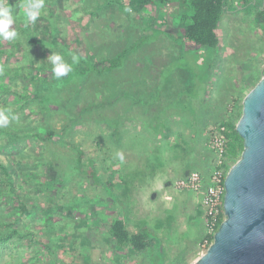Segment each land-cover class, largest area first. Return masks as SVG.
Listing matches in <instances>:
<instances>
[{
	"label": "rangeland",
	"instance_id": "374dc122",
	"mask_svg": "<svg viewBox=\"0 0 264 264\" xmlns=\"http://www.w3.org/2000/svg\"><path fill=\"white\" fill-rule=\"evenodd\" d=\"M22 2L9 0L17 7L19 20L12 27L18 37L11 41L0 38V111L8 116L7 126L0 125V137L8 139L7 132L29 135L30 144L28 149L14 144L1 153L17 170L18 188L29 200L31 210L33 205L37 208L23 221L18 218V210L5 205L6 196L0 195V215L11 222V230L22 228L24 234L0 248V264H152L147 255L134 254L108 240L107 225L121 216H126L131 233L148 227L161 240V249L168 255L165 264H194L208 248L201 242L208 233L203 194L178 190L175 183L179 179L174 183L159 179L155 180L157 189L145 183L134 190L124 180L134 174V162L154 165L160 158L171 163L169 156H160L153 147L149 150L151 138L144 131L148 124L137 118L141 109L133 105L158 92L164 106L170 96L181 94L178 102L184 107L204 91L203 97L194 101V115L206 124L197 143L215 156L212 177L221 158L212 142L220 123L230 118L238 122L244 97L264 76V24L257 8L246 6L245 0H227L216 52L187 47L162 33L129 54L120 69L74 78L65 85L67 90L59 88L55 98L50 96L45 103L35 93L38 83L29 80L33 63L43 67L44 77L52 81L56 77L47 59L53 52L69 64L75 54L96 62L101 70L102 57H115L141 37L153 35L144 22L160 27L177 14L166 8L155 18L151 10L139 12L113 0H44L41 15L26 24ZM25 27L23 37L20 32ZM33 38L43 40L44 45L32 48ZM18 39L24 48L18 46ZM3 50L15 55L8 58L1 54ZM17 74L24 80L17 81ZM125 94L131 97L108 107ZM131 107L135 114L128 113ZM175 107L165 108L161 125L182 115V109ZM119 117L122 124L115 130L114 122ZM132 118H137L136 124ZM67 124L66 140L84 152V162L94 163L100 181L106 183L116 175L112 178L116 180L115 196L71 170L78 157L74 147L33 137L46 133L47 128L60 131ZM174 166L173 161L169 168ZM211 177L205 178L203 190ZM148 180L152 184L153 177L148 176ZM61 206L68 207L72 217L66 216L68 210L54 216Z\"/></svg>",
	"mask_w": 264,
	"mask_h": 264
},
{
	"label": "trees",
	"instance_id": "16d2710c",
	"mask_svg": "<svg viewBox=\"0 0 264 264\" xmlns=\"http://www.w3.org/2000/svg\"><path fill=\"white\" fill-rule=\"evenodd\" d=\"M113 2L118 3L124 7L133 8L136 11L144 12L146 10H151V13L155 18H158L162 12V9L168 8L169 11H172L177 14V17H174L168 23H164L160 27H153L148 22H144L147 25V28L153 31V35H147L141 37L134 44H132L129 48L125 49L121 54L115 57H102L100 60L101 70L97 67V65L91 60H86L83 58L79 59V63L73 65V70L62 79H54V81L50 80L48 77H44L43 67L32 64L31 67V83H38L35 85V93L38 95L41 101L47 102L50 100V96L55 98V93L59 92V88L64 87L63 89L67 90L68 86L65 85L70 84L69 82L77 77L83 78L90 73H112L117 69H120L124 66L127 57L132 52L138 50L141 46H143L146 42L152 41L156 37H159L162 33L168 34L175 41L180 42L187 47L192 48H204L208 49L212 52H216L220 43L219 39V27L223 14L227 9V0H113ZM245 5H252L257 8L259 17L263 18L264 24V0H252L246 1ZM13 10V14H16V6L10 5ZM26 28V27H25ZM145 27V29L147 30ZM26 30L20 32L23 37L26 35ZM20 40V39H18ZM2 42V41H0ZM32 48L36 45H44V41L41 39H31ZM2 45V44H1ZM18 46L22 48L24 46L23 41H19ZM24 48V47H23ZM1 54H6L8 58H11L15 55V53L10 51H2ZM10 62V61H9ZM71 62V61H70ZM71 64V63H70ZM166 72H163V75H166ZM17 81L24 80L17 74ZM13 78L12 80H14ZM161 80V77H160ZM66 82V83H64ZM160 82V81H159ZM159 84V83H158ZM160 86V85H159ZM158 86V87H159ZM204 92V91H202ZM179 95L181 94H173L169 98V102L167 106H164L163 100L161 99L160 107L162 110H158L157 114L153 117H145L142 114H139L137 118L141 121L145 120V123L148 124L146 127L150 129L153 133H157L155 135L162 137L163 133L168 130V124L164 123L161 125V117L165 108L168 110L172 108L174 105L179 107L180 102ZM131 97L130 94H125L119 96L115 101L110 103L108 107H112L115 103L121 102L123 99ZM156 98L159 97V93L156 92ZM119 100V101H118ZM117 101V102H116ZM129 101V99H128ZM137 103L138 100H135ZM141 102V100H140ZM192 103H190L191 106ZM137 107H142L140 105H133ZM189 106V107H190ZM99 107L106 108L107 105H101ZM131 107L128 113L135 114L136 110ZM175 107V108H176ZM98 108V107H96ZM135 110V111H134ZM186 116V117H184ZM189 113L183 115V117L187 120ZM137 118H132L135 121ZM108 123V122H107ZM109 124V123H108ZM122 124V119L119 117L114 122L115 130L119 128ZM237 119H228L227 121H222L220 123V127L224 128L225 135V143H224V157L228 159V161L235 163L243 149H244V140L238 134L236 130ZM70 125L67 124L63 127L62 130L57 131V129L47 128L46 133L44 134H36L33 137L41 140L42 142L49 143L51 141H55L58 144L67 145L70 147H74L77 150L78 157L76 158V163L71 166V170L76 173L78 171L83 177L84 180H92L95 185L98 187L104 188V190L111 196L114 195V189L116 185V180L112 179L116 175L114 174L111 179L106 181V183H102L100 181V176L98 170L95 168V165L92 161L86 163L84 162V152L73 146L66 140V134ZM144 126V127H145ZM6 133V132H5ZM120 132L117 131V134ZM161 134V135H158ZM0 136L2 132H0ZM6 140L4 137H0V195L6 196V204L9 207H12L14 210H18L19 216L18 218L25 221L26 216L29 214H33L37 208L36 205H33V210L30 208L29 200L26 199L20 189L18 188L19 184V176L17 170H15L14 166H10L4 160L2 156V151L8 149L10 146L14 144L25 146L28 149L30 141L29 135L23 137L21 135H17L15 132L9 134L7 132ZM158 138V137H156ZM162 147H164L162 145ZM159 148L157 146L154 150L155 153H159L160 156L163 155V148ZM42 156V155H41ZM159 156V157H160ZM42 159V158H41ZM160 163V158L157 161ZM151 164L145 162V168L150 169ZM224 167H227V164L224 163ZM72 171L68 173V175L72 174ZM67 179V178H66ZM21 184V183H20ZM56 185V182L54 181ZM68 210L66 216L72 217V211L68 209V207L61 206L57 210L54 211L53 215L57 216L64 213ZM12 211V209L10 210ZM224 220V213L221 214V217L218 221V226ZM11 222L5 221L2 215H0V248L8 245L14 237H23V229H10ZM108 227V240L113 241L117 247L121 249H129L132 253L138 255H147L148 259L152 264H165L168 255L162 251L161 249V240L154 234L148 227H144L137 233H130L127 228V219L126 216L116 217L115 220L107 225ZM32 232L30 235H34ZM209 238L210 241H213V237L204 236L201 239L203 243L205 239ZM10 261L5 262L4 264H8ZM51 264H63L61 261L58 263L52 262Z\"/></svg>",
	"mask_w": 264,
	"mask_h": 264
},
{
	"label": "water",
	"instance_id": "95a60500",
	"mask_svg": "<svg viewBox=\"0 0 264 264\" xmlns=\"http://www.w3.org/2000/svg\"><path fill=\"white\" fill-rule=\"evenodd\" d=\"M244 149L224 180V220L194 264H264V76L243 99Z\"/></svg>",
	"mask_w": 264,
	"mask_h": 264
},
{
	"label": "crops",
	"instance_id": "0c3cea01",
	"mask_svg": "<svg viewBox=\"0 0 264 264\" xmlns=\"http://www.w3.org/2000/svg\"><path fill=\"white\" fill-rule=\"evenodd\" d=\"M155 88H158V85L155 86ZM203 95L204 92L200 94L201 97H203ZM201 97L191 99V106L189 101L184 107L179 106V108L182 109V115H180V117H176L175 115L173 117L175 118L174 121L170 120L168 130L163 133L162 137L155 135L157 133H153L145 126L144 131H146V136L151 138L152 141H148L149 150H152L153 147L154 152L155 148L159 146L158 144H163V157L165 156L168 158L169 156L171 158V163L174 161L175 166L169 168V165H171L170 162L164 163L161 161L160 163L151 165L149 167L150 169H146L143 162L133 161L135 168L131 171H133L134 174L131 173L124 178L130 189L134 190V188L143 187L145 183L149 185V187H153L156 183L155 180L159 179H163V181H161L162 183L171 180V183H174L176 180L188 175L191 171L200 172L206 179L211 177L215 170V156L209 148L204 149L197 143L198 138L203 135L202 128L205 129L206 127L203 119L201 121V119H198L194 115V101L197 99L200 100ZM141 104V114L143 113L145 117H153L157 114L158 110H162L159 106L161 105V98L158 99L155 96L147 98L146 101L141 100ZM186 113H189L187 120L184 118L186 116L183 117ZM134 123L136 124V121H134ZM156 137L159 138V141L155 142V139H157ZM149 142H151L153 146L149 145ZM199 142L201 143L202 141L200 140ZM204 144H206V142ZM148 147L146 149H148ZM148 176L153 177L151 181L152 184H150ZM157 186H159V191H163L160 184H157ZM154 189H157V187L155 186ZM157 224L160 225V223ZM158 227L159 226L156 225L155 228ZM152 229L154 230V228Z\"/></svg>",
	"mask_w": 264,
	"mask_h": 264
},
{
	"label": "built area",
	"instance_id": "2783aa9c",
	"mask_svg": "<svg viewBox=\"0 0 264 264\" xmlns=\"http://www.w3.org/2000/svg\"><path fill=\"white\" fill-rule=\"evenodd\" d=\"M212 142L216 146V149L220 152L221 158L217 163L218 168L211 177L206 189L203 190L205 177L198 172L191 173L188 177L181 178L175 183L178 190L203 194L204 204L207 208L206 217L208 222V233L206 236L208 237H213L220 226H218V221L221 214L224 213V180L231 167V161L229 162L228 159L224 157L225 135L223 127L218 128V133H216ZM224 163L227 164L226 168L224 167ZM211 243L210 239L207 238L203 242L202 246L209 247Z\"/></svg>",
	"mask_w": 264,
	"mask_h": 264
},
{
	"label": "clouds",
	"instance_id": "9594fccd",
	"mask_svg": "<svg viewBox=\"0 0 264 264\" xmlns=\"http://www.w3.org/2000/svg\"><path fill=\"white\" fill-rule=\"evenodd\" d=\"M20 7L23 10L25 23H34L44 9V0H23ZM18 20L19 16L13 14L9 0H0V38L8 41L16 39L18 32L12 26ZM79 59L77 55L73 54L71 64H69L60 54L53 52L47 60L52 64L54 76L61 79L73 70V65L78 64ZM7 124L8 116L5 111H0V125L7 126Z\"/></svg>",
	"mask_w": 264,
	"mask_h": 264
}]
</instances>
